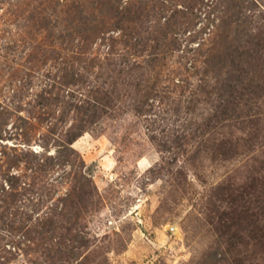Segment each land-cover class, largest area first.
I'll list each match as a JSON object with an SVG mask.
<instances>
[{"label": "rangeland", "instance_id": "obj_1", "mask_svg": "<svg viewBox=\"0 0 264 264\" xmlns=\"http://www.w3.org/2000/svg\"><path fill=\"white\" fill-rule=\"evenodd\" d=\"M10 174L0 264H264V0H0Z\"/></svg>", "mask_w": 264, "mask_h": 264}, {"label": "trees", "instance_id": "obj_2", "mask_svg": "<svg viewBox=\"0 0 264 264\" xmlns=\"http://www.w3.org/2000/svg\"><path fill=\"white\" fill-rule=\"evenodd\" d=\"M72 139L69 138V144L72 145ZM71 149L74 150L71 146ZM11 173V172H10ZM15 174H10L7 179H6V184L1 185L0 187V208L1 207H5L6 210L8 209L7 206H9L11 203H13L14 198H9L8 196L12 195L14 193L13 189H15ZM6 186L7 189H6ZM12 189V190H8V189ZM65 205V204H63ZM1 210V209H0ZM19 248V246H16Z\"/></svg>", "mask_w": 264, "mask_h": 264}]
</instances>
